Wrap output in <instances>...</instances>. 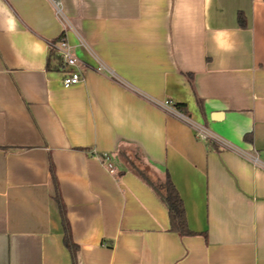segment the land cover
<instances>
[{"label":"crops","instance_id":"crops-1","mask_svg":"<svg viewBox=\"0 0 264 264\" xmlns=\"http://www.w3.org/2000/svg\"><path fill=\"white\" fill-rule=\"evenodd\" d=\"M63 216L76 264H264V0H0V264H73Z\"/></svg>","mask_w":264,"mask_h":264},{"label":"trees","instance_id":"trees-1","mask_svg":"<svg viewBox=\"0 0 264 264\" xmlns=\"http://www.w3.org/2000/svg\"><path fill=\"white\" fill-rule=\"evenodd\" d=\"M238 22L241 27H246L247 26V20L245 15L242 12H239L238 14ZM60 39V38H59ZM53 43H56L54 41ZM50 54L53 56V59L56 62V67L60 68L63 65L62 59L58 55L56 49L54 46H51L50 49ZM185 104L183 103H175L174 107L182 112H185ZM209 143L211 145L216 146L215 143L212 142L211 139H208ZM165 192L163 194V200L166 203L169 211V218H170V230L178 233L181 236H187V235H193L195 234L194 231H192L188 225L187 222V215H186V210L184 206L183 199L171 180L169 174H167V177L165 179ZM58 196V195H57ZM59 200L60 208H61V213L64 215L63 211V204L59 197H57ZM63 224H64V229H65V244L67 247L70 249L73 257V264H76V250H77V245L71 238V231L68 222L65 220L63 216Z\"/></svg>","mask_w":264,"mask_h":264},{"label":"built area","instance_id":"built-area-1","mask_svg":"<svg viewBox=\"0 0 264 264\" xmlns=\"http://www.w3.org/2000/svg\"><path fill=\"white\" fill-rule=\"evenodd\" d=\"M56 6L58 11H60V2L56 1ZM58 55L62 59L63 69H62V84L65 87H69L72 85L79 84L83 80L82 74V64L80 60L77 58L74 50V46L71 45L64 36L57 41V43L53 44ZM165 107L167 109L174 111V106L166 102ZM181 116H183L181 114ZM186 118L185 116H183ZM188 119V118H186ZM198 136L202 139H210L212 136L207 128L203 125H194ZM110 172H115V168L113 165L109 164Z\"/></svg>","mask_w":264,"mask_h":264}]
</instances>
